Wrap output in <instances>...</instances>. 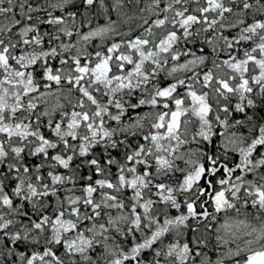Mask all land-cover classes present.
I'll list each match as a JSON object with an SVG mask.
<instances>
[{
	"label": "snow or ice",
	"instance_id": "6c2138e0",
	"mask_svg": "<svg viewBox=\"0 0 264 264\" xmlns=\"http://www.w3.org/2000/svg\"><path fill=\"white\" fill-rule=\"evenodd\" d=\"M0 264H264V0H0Z\"/></svg>",
	"mask_w": 264,
	"mask_h": 264
},
{
	"label": "clouds",
	"instance_id": "9594fccd",
	"mask_svg": "<svg viewBox=\"0 0 264 264\" xmlns=\"http://www.w3.org/2000/svg\"><path fill=\"white\" fill-rule=\"evenodd\" d=\"M69 101L74 102V98L70 96V97H69Z\"/></svg>",
	"mask_w": 264,
	"mask_h": 264
}]
</instances>
